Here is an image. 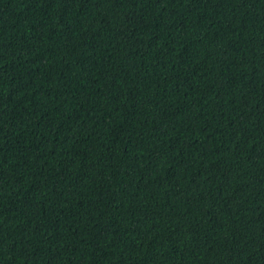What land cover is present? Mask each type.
I'll return each mask as SVG.
<instances>
[{
  "label": "trees",
  "instance_id": "1",
  "mask_svg": "<svg viewBox=\"0 0 264 264\" xmlns=\"http://www.w3.org/2000/svg\"><path fill=\"white\" fill-rule=\"evenodd\" d=\"M0 264H264V0H0Z\"/></svg>",
  "mask_w": 264,
  "mask_h": 264
}]
</instances>
